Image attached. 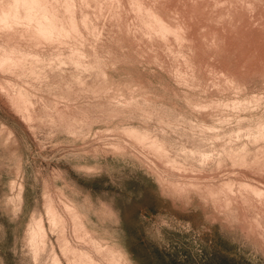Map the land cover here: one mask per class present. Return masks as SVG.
I'll return each mask as SVG.
<instances>
[{
  "label": "rangeland",
  "instance_id": "obj_1",
  "mask_svg": "<svg viewBox=\"0 0 264 264\" xmlns=\"http://www.w3.org/2000/svg\"><path fill=\"white\" fill-rule=\"evenodd\" d=\"M12 1L0 264H264V0Z\"/></svg>",
  "mask_w": 264,
  "mask_h": 264
},
{
  "label": "bare ground",
  "instance_id": "obj_2",
  "mask_svg": "<svg viewBox=\"0 0 264 264\" xmlns=\"http://www.w3.org/2000/svg\"><path fill=\"white\" fill-rule=\"evenodd\" d=\"M23 1H24V0H23ZM25 1H28L30 4H33V3H34V0H25ZM36 2H37V1H36ZM12 3H14V0L12 1ZM12 3H11V6H13ZM15 3H16V0H15ZM15 3H14V4H15ZM17 3H18V2H17ZM20 3H21V2H20ZM34 4H35V3H34ZM34 4H33V5H34ZM17 5H18V4H17ZM22 5H23V3H22ZM15 6H16V5H15ZM31 7H32V6H31ZM34 7H35V6H34ZM9 8H10V7H9ZM11 8H12V7H11ZM11 8H10V9H11ZM21 8H22V6H21ZM36 8H37V7H36ZM6 9H7V7H6ZM16 9H17V7H16ZM23 9H24V8H23ZM27 9H28V8H27ZM27 9H26V10H27ZM8 10H9V9H8ZM13 10H14V8H13ZM5 11H6V10H5ZM5 11H4V12H5ZM10 11H12V10H10ZM15 11H16V10H14V12H15ZM23 11H24V10H23ZM29 11H30V10H29ZM33 11H34V8H33ZM4 12H2V13H3L2 16L5 18V16H6L5 14H8V13H5V14H4ZM8 12H9V11H8ZM9 13H10V12H9ZM31 13H32V12H31ZM31 13H30V14H31ZM33 13H35V12H33ZM41 13H42V12H41ZM41 13H40V14H41ZM12 15H13V14H12ZM27 15H28V14H27ZM42 15H44V17H45V14L42 13ZM0 16H1V12H0ZM2 16H1L0 18H2ZM9 16H10V15H9ZM30 16H31V15H30ZM7 17H8V16H7ZM7 17H6V18H7ZM23 17H24V14H23ZM33 17H34V16H33ZM35 17L37 18V14H36ZM6 18H5V20H6ZM14 18H16V17H15V13H14L13 20H14ZM24 18H25V17H24ZM30 18H32V17H30ZM40 18H41V17H40ZM49 18H50V17H49ZM7 19H9V18H7ZM25 19H26V18H25ZM32 19H35V18H32ZM32 19H31V20H32ZM37 19H39V18H37ZM43 19H44V18H43ZM50 19H51V18H50ZM41 20H42V19H41ZM45 20H46V18H45ZM3 21H4V19H3ZM52 21H53V20H52ZM52 21H50V22H52ZM36 22H37V21H36ZM42 22H43V21H42ZM46 22H47V21H46ZM48 22H49V21H48ZM37 23H38V22H37ZM53 23H54V22H53ZM53 23H52V26L54 25ZM41 24H43V26L45 25V23H41ZM46 24H48V23H46ZM37 26H38V25H37ZM43 26H42V27H43ZM49 26H50V25H49ZM42 27H40L41 31H42ZM53 27H54V26H53ZM38 28H39V27H38ZM44 28H45V26H44ZM44 28H43V30H44ZM50 28H51V27H50ZM46 29H47V28H46ZM38 30H39V29H38ZM48 30H49V29H48ZM48 30H47V33L49 34ZM51 30H52V29H51ZM41 31L39 30V31H37V32L39 33V32H41ZM45 31H46V30H44V33H46ZM54 31H55V30H54ZM54 31H53V32H54ZM44 33H43V34H44ZM47 33H46V34H47ZM51 33H52V32H51ZM40 34H41V33H40ZM46 34H45V36H46Z\"/></svg>",
  "mask_w": 264,
  "mask_h": 264
}]
</instances>
